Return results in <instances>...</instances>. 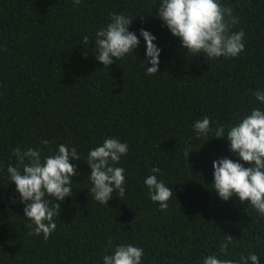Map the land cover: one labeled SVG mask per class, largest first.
<instances>
[{"label":"trees","instance_id":"trees-1","mask_svg":"<svg viewBox=\"0 0 264 264\" xmlns=\"http://www.w3.org/2000/svg\"><path fill=\"white\" fill-rule=\"evenodd\" d=\"M158 3L0 0V264H103L109 238L113 247L143 248L142 264H201L218 253L226 234L234 241L227 258L252 252L264 264V217L238 197L223 201L212 190L213 161L239 157L226 138H197L193 130L207 115L213 130L220 124L226 134L250 109H264L253 95L264 91V0H220L239 18L232 30L243 29L245 50L207 60L187 55L156 15ZM110 13L134 18L129 31L140 43L108 68L96 59L94 41ZM140 29L162 50L155 75L145 74L151 65L144 64ZM109 137L129 150L115 165L125 169V195L113 193L106 205L88 191L86 162L89 150ZM45 139L42 155L66 144L81 158L70 161L79 173L73 196L58 201L57 228L47 241L28 235L30 221L7 173L17 145L42 148ZM186 147L193 151L188 160ZM153 167L173 189L167 211L151 201L144 184Z\"/></svg>","mask_w":264,"mask_h":264},{"label":"clouds","instance_id":"clouds-1","mask_svg":"<svg viewBox=\"0 0 264 264\" xmlns=\"http://www.w3.org/2000/svg\"><path fill=\"white\" fill-rule=\"evenodd\" d=\"M80 2L73 0L74 6ZM158 5L156 15L171 34L180 39L188 56L203 55L206 60L235 58L245 50L243 29L232 30L239 18L233 15L231 6L221 4L220 0H159ZM133 19L123 13H110V21L95 33V56L104 67L109 68L114 61L133 54L139 46L137 34L129 31ZM139 35L145 41L147 60H143L144 64L151 65L145 67V74L160 73L162 50L154 43L156 37L145 29H140ZM89 43V37L84 36L83 44L87 46ZM253 95L256 101L264 104V91L257 90ZM193 130L197 138H206L209 133L217 139L226 138L229 150L239 157L238 160L225 157L213 161L212 190L223 201L238 197L241 203L247 202L260 217H264V109H250L249 114L238 124L231 125L226 134L220 124L213 130L211 118L207 115L194 122ZM41 144L42 148L26 149L17 145L12 151L16 164H9L7 173L9 181L16 185L20 203L24 205V217L30 221L28 235L42 234L47 241L57 228L54 218L60 216L58 201L73 196L72 178L79 173L70 161H80L81 158L75 147L69 148L66 144L58 145L54 153L44 156L42 153L49 141L42 140ZM128 150L126 143L113 137L105 138L102 144L89 150L86 164L90 168L88 179L92 187L88 191L96 202L108 205L113 193L119 197L125 195V169L115 165ZM192 152L191 147L185 148L187 160ZM151 172L153 174L144 180L148 195L151 201L159 204L161 211H167L173 189L158 179V167H153ZM47 197L53 198L55 203ZM233 242V237L226 234L218 253L206 256L201 264H259V256L252 252L238 259L227 258L231 256L229 245ZM108 248L112 249L111 254H108ZM108 248L103 264H142L144 249L141 247L131 244L113 247L109 238Z\"/></svg>","mask_w":264,"mask_h":264}]
</instances>
